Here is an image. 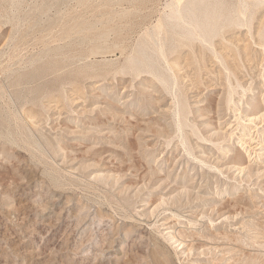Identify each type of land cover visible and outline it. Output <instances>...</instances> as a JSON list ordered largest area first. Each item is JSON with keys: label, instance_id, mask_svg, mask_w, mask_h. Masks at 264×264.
I'll return each mask as SVG.
<instances>
[{"label": "rangeland", "instance_id": "1", "mask_svg": "<svg viewBox=\"0 0 264 264\" xmlns=\"http://www.w3.org/2000/svg\"><path fill=\"white\" fill-rule=\"evenodd\" d=\"M176 4L0 0V264H264V0Z\"/></svg>", "mask_w": 264, "mask_h": 264}, {"label": "bare ground", "instance_id": "2", "mask_svg": "<svg viewBox=\"0 0 264 264\" xmlns=\"http://www.w3.org/2000/svg\"><path fill=\"white\" fill-rule=\"evenodd\" d=\"M177 1V7H175V8H173V6H172V11H173V18L174 19H176V20H179V21H181V23H183V26H184V28H188V27H190L191 29H189V30H194V31H196L197 33V35L198 36H201V37H205V35H206V31H207V26L208 25H211V26H213V24H214V19H211L208 23H203V21L202 20H199V18L198 17H192V16H189L190 14H187V13H184V11H185V9H187L188 10V7H183L182 9H181V2H182V0H176ZM248 12V11H247ZM245 13L246 12H244V11H242L241 12V14L242 15H245ZM171 14V13H170ZM171 18V17H170ZM169 18V19H170ZM195 34V35H196ZM207 34H208V32H207ZM210 34H212V33H210ZM218 34V33H217ZM194 35V36H195ZM198 36H196V37H198ZM217 36V35H216ZM200 37V38H201ZM212 37H215V36H212ZM213 38H211V40H212ZM205 41V40H204ZM206 43V42H205ZM166 62V61H165ZM233 91V90H232ZM238 101V100H237ZM235 99H234V95L232 94L231 96H230V102L231 103H233V105H234V107H238L239 106V102H237ZM240 101V100H239ZM247 104H249L250 105V107L252 106V111H253V113L255 114L256 113V110L258 109L257 107H258V105L256 104V103H253V104H250L249 102L247 103ZM241 107V106H240ZM249 107V108H250ZM231 109V108H230ZM240 109V108H239ZM242 111V110H241ZM246 112V111H245ZM260 113V112H259ZM244 114V113H243ZM258 115V114H257ZM259 116V115H258ZM263 117H264V115L262 116V114L260 115V117H257V116H251V115H249V114H245V117H243V119H244V121H248L249 123H254L255 124V122H257L256 120H258V119H262V120H264L263 119ZM182 122V121H181ZM242 124V123H241ZM247 125V124H246ZM243 126V125H242ZM241 126V127H242ZM180 127V126H179ZM242 129H243V127H242ZM181 130V129H180ZM236 132V131H235ZM250 132H248V129H245L244 128V132L241 134V136L239 137V139H240V141L242 142L243 141V143H244V141H248V140H251V139H249L248 137H247V135L249 134ZM229 134V137L228 138H231V140H232V137H233V135L235 134V133H233V132H231V133H228ZM227 135V134H226ZM253 138V137H252ZM202 140H203V138H201ZM254 139V138H253ZM246 143V142H245ZM247 144V143H246ZM244 145V144H243ZM258 145H260V144H258ZM264 146V145H263ZM262 146V147H263ZM257 147H259V146H257ZM259 149V148H258ZM258 154H260V153H258ZM226 155V154H225ZM233 161L235 162L236 161V158H234L233 159ZM251 161V160H250ZM239 170H241L242 172H244L245 170H246V167H240V169ZM241 171H240V173H241ZM171 236V235H170ZM170 238V237H169Z\"/></svg>", "mask_w": 264, "mask_h": 264}]
</instances>
